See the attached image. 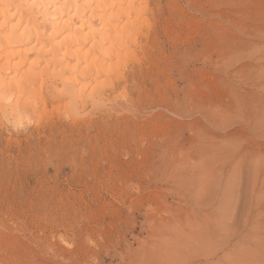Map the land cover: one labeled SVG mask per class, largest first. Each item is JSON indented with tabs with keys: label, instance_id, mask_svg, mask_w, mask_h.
Wrapping results in <instances>:
<instances>
[{
	"label": "rangeland",
	"instance_id": "374dc122",
	"mask_svg": "<svg viewBox=\"0 0 264 264\" xmlns=\"http://www.w3.org/2000/svg\"><path fill=\"white\" fill-rule=\"evenodd\" d=\"M150 8L105 107L0 126V264H264V0Z\"/></svg>",
	"mask_w": 264,
	"mask_h": 264
},
{
	"label": "bare ground",
	"instance_id": "6f19581e",
	"mask_svg": "<svg viewBox=\"0 0 264 264\" xmlns=\"http://www.w3.org/2000/svg\"><path fill=\"white\" fill-rule=\"evenodd\" d=\"M152 12L150 0H0L1 128L105 107L122 66L144 53Z\"/></svg>",
	"mask_w": 264,
	"mask_h": 264
}]
</instances>
